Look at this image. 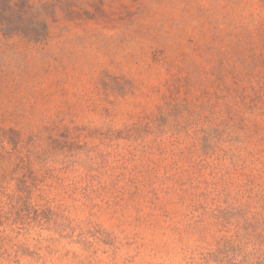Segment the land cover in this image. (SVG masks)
<instances>
[{"label": "rangeland", "instance_id": "1", "mask_svg": "<svg viewBox=\"0 0 264 264\" xmlns=\"http://www.w3.org/2000/svg\"><path fill=\"white\" fill-rule=\"evenodd\" d=\"M28 1L44 40L0 14V264H230L264 229V0Z\"/></svg>", "mask_w": 264, "mask_h": 264}, {"label": "trees", "instance_id": "2", "mask_svg": "<svg viewBox=\"0 0 264 264\" xmlns=\"http://www.w3.org/2000/svg\"><path fill=\"white\" fill-rule=\"evenodd\" d=\"M0 0V4H1ZM1 7V6H0ZM34 6L28 0H23L20 4L13 0H5V6L0 9L5 22L4 29L7 34H17L32 41H41L48 37V23L46 20L38 22L32 19ZM7 17V18H5ZM7 23V24H6ZM14 23V24H13ZM29 190L20 187L17 194L9 197L7 204L11 205V214L21 215V207H27L25 210L29 213L31 206L24 200V193ZM234 209H230V216H234ZM0 216L3 213L0 212ZM256 224H248L243 233L237 229L236 234L230 239V264H264V229L262 234H255L257 231ZM245 238H248L247 244H244ZM253 244V249L246 248L247 245Z\"/></svg>", "mask_w": 264, "mask_h": 264}]
</instances>
